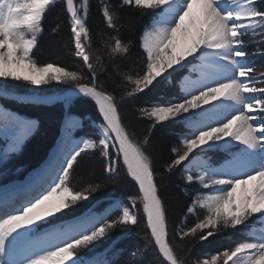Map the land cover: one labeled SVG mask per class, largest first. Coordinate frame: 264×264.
<instances>
[{
  "label": "snow or ice",
  "instance_id": "6c2138e0",
  "mask_svg": "<svg viewBox=\"0 0 264 264\" xmlns=\"http://www.w3.org/2000/svg\"><path fill=\"white\" fill-rule=\"evenodd\" d=\"M58 2L70 24L71 54L82 65L76 69L34 57L43 20ZM89 4L90 0H0V80L37 87L69 85L65 103L76 96L86 98L101 118L98 138L81 139L70 148L71 132L79 121L69 118L67 150L56 157L47 179L35 185L18 207L0 209V264H113L108 252L119 251L116 242L104 252L95 251L98 243L118 229L136 226L141 216L145 245L131 253L130 264L148 250L158 264H190L177 254L180 245L169 234L147 150L152 131L169 122L181 123L187 131L171 146L164 170L173 173L187 162L183 179L200 189L190 196L175 237L209 242L222 232L239 231L243 238L206 253L194 264H264V65L255 64L257 57H264V0H121V7L150 15L139 37L138 70L123 64L133 41L121 37L123 25L109 0H100L99 10L110 33H98V45L93 46L87 26ZM59 28L57 23L51 31ZM188 65L198 73L195 79L190 75L170 79ZM102 77L112 86L106 87ZM166 81L172 84L167 96L137 106ZM4 90L0 84V93ZM124 103L133 105L137 119L148 122L142 138L125 124ZM0 120L18 130L12 151L36 126L5 112H0ZM234 144L239 151H230ZM97 149L109 178L123 172L136 192L109 200L100 211L93 207L75 213L81 202L103 188L102 183H73L78 158ZM220 149L231 159L213 162L208 153ZM5 158L6 154L0 157ZM69 213L75 214L63 219ZM189 217L194 218L191 224ZM83 252L92 255L87 258Z\"/></svg>",
  "mask_w": 264,
  "mask_h": 264
},
{
  "label": "trees",
  "instance_id": "16d2710c",
  "mask_svg": "<svg viewBox=\"0 0 264 264\" xmlns=\"http://www.w3.org/2000/svg\"><path fill=\"white\" fill-rule=\"evenodd\" d=\"M113 9L119 16V23L123 25L121 29V37L125 40L133 41V47L129 55L123 60L126 68L139 69L142 66V50L139 48V37L145 25L149 23L150 15H140L137 10H133L128 6L121 7V0H109ZM100 0H90L89 15L87 18V26L89 27L92 37L93 46L98 45V33H110L106 28L102 14L99 10ZM59 23L60 28L53 33L51 30ZM44 32L39 38L38 47L34 49V57L40 62L55 61L61 66H67L76 69L82 67L78 58L71 54L72 42L70 36V24L66 12L62 10V5L58 2L46 14L44 20ZM249 50H252V45H249ZM256 66L264 65V57L255 59ZM180 77V72H176L170 78L175 81ZM102 82L106 87L112 86V81L102 77ZM54 85L52 90L55 93H61L70 89L69 85L51 83ZM172 84L164 82L161 86L155 88L148 96L142 97L137 106L149 103L152 99L158 96H167ZM4 104L22 114L32 117L36 120L37 126L35 132L24 144L21 152L14 156L9 163L18 167L26 168V171L38 166L46 157L48 151L52 148L59 132V125L64 116V107L62 102L42 103L32 101H20L16 99H6ZM68 112L76 114L80 117L89 116L90 119L100 122V117L94 107L93 102L86 98H74L68 104ZM122 118L126 125L134 131L139 138L147 131L148 122L146 120L137 119L135 109L132 104L124 103L121 105ZM181 124L169 122L164 126H157L151 134V142L148 146V152L153 158V167L156 175V182L160 189V195L163 198L166 208L169 234L173 237V243L179 244L176 251L180 256H185L190 261V264L199 258H204L206 253H215L230 245L234 240L241 239L239 231L229 230L210 238L209 242H198L195 240L185 239L178 241L175 237L176 231L182 226L186 208L190 203L189 188L191 185H186L180 176V171L177 168L173 173H168L164 170V164L169 160L171 146L178 143V137L181 133ZM86 133V132H85ZM82 134V132H78ZM224 154L220 151L212 152L210 155L213 162L220 161ZM104 159L99 154V151H91L82 154L78 158V163L73 172V183L84 185L87 182L102 183L103 188L96 193L89 202H81L75 209V213H79L87 209L92 202L103 200L106 198H123L127 195L135 194L136 188L130 179L121 172L120 175L109 178L108 174L103 171ZM75 213H69L63 217L67 219L73 217ZM67 217V218H66ZM193 218H188V223L191 224ZM145 227L143 216L140 223L129 229H118L109 237L99 242L95 251L109 249L115 241V249L119 250L113 254L108 252V258L113 261V264H130L133 260L131 253L137 249H143L145 240L143 239ZM82 254H90L83 252ZM134 264H158L153 251L148 250L143 255L134 258Z\"/></svg>",
  "mask_w": 264,
  "mask_h": 264
},
{
  "label": "rangeland",
  "instance_id": "374dc122",
  "mask_svg": "<svg viewBox=\"0 0 264 264\" xmlns=\"http://www.w3.org/2000/svg\"><path fill=\"white\" fill-rule=\"evenodd\" d=\"M187 67H191V66H187ZM173 74H175V73H173ZM0 84H3L4 88H5L4 92L0 94V102L1 103H4V100H6V99H16V100H20V101H32V102H39L40 100H46L47 102H42V103H48L49 104L51 102L57 101L55 97L57 95H60V94L55 93V92L52 91L54 89V87H55L52 84L41 85V86L37 87V86L29 85V84H27V83H25L23 81H12V80H8V81L0 80ZM77 97H80V96H77ZM77 97H73L71 99V101L74 98H77ZM69 118L79 121V127L74 128L72 130V132H71V140L77 139V140L80 141L81 139H86L88 137L98 138L97 137L98 129L96 127V125L98 123H95V121L93 122L90 119V117H88V116L79 117V116L74 114L72 116L65 115L63 117V119L61 120L60 125H59V132H58V136H57L58 139L61 137L62 133H64V136H65V125H66L65 123H66L67 120H69ZM25 119H26V117H25ZM27 120L28 121H32L33 119L32 118H28ZM181 127H182L181 128V133L179 134L178 140L182 136V134L187 131L186 127L183 124H181ZM89 129H92L95 133H93ZM81 130H83V132H86L87 130H89V131L86 132V133H88V135L87 136L78 135L77 133L79 131H81ZM74 135H76L77 137L76 136L74 137ZM57 137L55 139V142L57 140ZM55 142H54V144H55ZM13 143L14 142H12L10 144L6 143L5 146H6V149L9 150V154L6 153V158L5 159H0V180H2V181L10 179V177H12L11 176L12 174H17V173H20L22 171H25V169H23L24 167H18L17 168V166H15L14 164L9 163L10 160L14 156H16L21 150V147H19L18 150L12 151L11 148L13 146ZM54 144H53V147H54ZM8 145H10V146H8ZM2 146L3 145H0V150H2V148H1ZM239 149H240V146H239ZM51 151H52V149L48 151L46 156H48V154L51 153ZM91 151H99V150L97 149V150H91ZM91 151H88V152H91ZM214 151L226 152L223 149L214 150ZM212 152L208 153L209 157L212 154ZM4 156H5V154L0 151V157H4ZM186 167H187V162L185 163V165H182L181 167L178 168L179 171H180V176H181L182 179H183L184 175L186 174V172H185V168ZM183 182L186 185H188L184 181V179H183ZM0 186H2L1 183H0ZM197 191H200L199 186L196 185V184H192L191 187L189 188L190 194L193 195ZM111 199H120V198L113 197V198H106V199H103V200H97V201L92 202V204L87 209L95 207V209L97 211H100L108 203V201L111 200ZM89 201H91V199ZM89 201H86V202H89ZM70 219H67V220H70ZM98 246H100V243H98ZM104 251L105 250H100V251H96V252H104ZM91 255L92 254L90 253L88 256H86V255L85 256L87 258H90Z\"/></svg>",
  "mask_w": 264,
  "mask_h": 264
},
{
  "label": "bare ground",
  "instance_id": "6f19581e",
  "mask_svg": "<svg viewBox=\"0 0 264 264\" xmlns=\"http://www.w3.org/2000/svg\"><path fill=\"white\" fill-rule=\"evenodd\" d=\"M197 63H198V60L197 61H193V64H197ZM188 66H191V67H187V68L183 69V71H188V72H190L191 74H193V75H195L197 77L198 73L192 70L193 66L192 65H188ZM69 93H70V90L66 91L63 94H60V95L56 96L55 98L58 99V100L64 101L63 98L68 96ZM0 104H1V102H0ZM0 112H5L8 115H10L8 112L2 110L1 108H0ZM10 116L12 117V115H10ZM14 118H17V119H19L21 121H28L27 119H23L20 116H14ZM0 123H3V125H6L8 127H11L13 132L17 131L16 135L19 134L18 130L13 125H11L10 123L6 124L2 120H0ZM89 130H91L93 133H95L92 129H89ZM89 130H87V131H89ZM80 132H82V134L84 136L88 135V133L83 132V130H81ZM0 133L5 134V131L2 130V131H0ZM75 136L76 135H74V137ZM14 139H15V137H13V140ZM72 142H73V144L68 145L67 147L70 148V147L74 146V144L78 143L79 140L73 139ZM5 145L6 144H3V146L1 147L2 150H0V151L2 153H4V154H6V153L9 154V150L6 149ZM8 146H10V145H8ZM233 148L239 149V145H235L234 144L232 149ZM51 149H52L51 153H49L48 156H46L44 158V160L35 168V170H32V171L27 173L26 172V168H25V171H22V172L17 173V174H12L11 175L12 177H10V179L19 178L20 180L18 182H15V183L0 187V209L9 210L12 207H18L20 205V203L23 201V199L26 197V195L31 191V189L35 185H37V184H39L42 181L47 179L46 173L54 165H56V157L61 153V151H66L67 150V148L65 146L64 133H62V135H61V137L59 139L57 137V140H56V142L54 144V147L51 148ZM10 179H7V180H10ZM5 181L4 180L3 181L0 180V183L3 184V182H5ZM204 191H206V190H204ZM24 243L25 242H21V245H20L21 249L24 247Z\"/></svg>",
  "mask_w": 264,
  "mask_h": 264
}]
</instances>
